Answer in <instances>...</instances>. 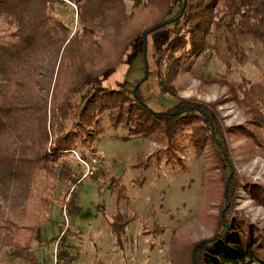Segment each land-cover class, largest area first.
<instances>
[{
	"label": "rangeland",
	"instance_id": "obj_1",
	"mask_svg": "<svg viewBox=\"0 0 264 264\" xmlns=\"http://www.w3.org/2000/svg\"><path fill=\"white\" fill-rule=\"evenodd\" d=\"M143 2L126 0L121 17L99 21L104 28L89 49L92 69L114 68L105 83L114 88L144 80L134 41L145 37L142 92L151 109L175 116L176 102L205 108L221 127L222 150L202 118L185 120L169 145L161 135L130 137L106 115L105 132L88 127L81 140L91 146L85 147L89 160L79 150L75 156L84 179L59 187L52 220L42 229L45 244L32 243L41 264H195L198 245L233 221L264 246V43L242 33L239 20L231 30L214 22L201 36L203 51L171 67L169 53L152 45L166 9ZM68 6L75 34L83 26L80 7ZM204 137L192 148L194 138ZM37 208L40 213L42 205ZM114 221L124 229L119 237ZM0 264L28 263L13 257L1 238Z\"/></svg>",
	"mask_w": 264,
	"mask_h": 264
},
{
	"label": "trees",
	"instance_id": "obj_2",
	"mask_svg": "<svg viewBox=\"0 0 264 264\" xmlns=\"http://www.w3.org/2000/svg\"><path fill=\"white\" fill-rule=\"evenodd\" d=\"M125 1L0 0V239L7 241L13 257L28 264H41L32 243L45 244L42 229L52 220L59 187L84 179L76 172L75 156L79 150L81 160H89L86 148L91 146L81 140L90 127H98L102 135L106 115L112 127L128 130L130 137L161 135L169 145L185 120L202 118L222 150L221 127L205 108L176 102L175 116L151 109L142 92L148 72L145 37L134 41L144 80H126L114 88L105 85L114 68L92 69L89 49L104 28L99 21L121 17ZM133 1L136 6L142 2ZM69 3L80 7L83 26L75 34V17L67 20ZM157 3L166 9V18L152 45L156 53H169L165 59L171 67L181 56L203 51L201 36L214 22L231 30L239 20L242 33L264 43V0H144L143 5ZM116 110L118 114L110 113ZM205 140L194 138L192 148ZM111 226L119 237L124 229L117 221ZM221 226L198 245L195 264H264L259 236L234 221Z\"/></svg>",
	"mask_w": 264,
	"mask_h": 264
},
{
	"label": "built area",
	"instance_id": "obj_3",
	"mask_svg": "<svg viewBox=\"0 0 264 264\" xmlns=\"http://www.w3.org/2000/svg\"><path fill=\"white\" fill-rule=\"evenodd\" d=\"M59 246V245H58Z\"/></svg>",
	"mask_w": 264,
	"mask_h": 264
}]
</instances>
